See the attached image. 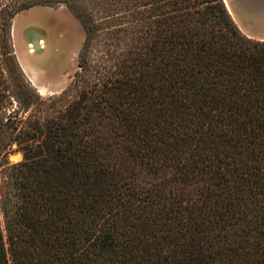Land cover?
<instances>
[{
  "label": "trees",
  "instance_id": "trees-1",
  "mask_svg": "<svg viewBox=\"0 0 264 264\" xmlns=\"http://www.w3.org/2000/svg\"><path fill=\"white\" fill-rule=\"evenodd\" d=\"M58 1L85 30L83 85L10 126L12 18ZM110 21L115 45L86 74ZM0 264H264V39L223 0H0Z\"/></svg>",
  "mask_w": 264,
  "mask_h": 264
},
{
  "label": "rangeland",
  "instance_id": "rangeland-1",
  "mask_svg": "<svg viewBox=\"0 0 264 264\" xmlns=\"http://www.w3.org/2000/svg\"><path fill=\"white\" fill-rule=\"evenodd\" d=\"M37 21L42 24L48 22L49 25L47 26V37L44 39L45 49L41 54L35 55L30 51L22 29L29 23L39 24ZM115 25H112L110 21L109 31L105 30L98 36L94 35L86 49V74L91 71L95 73L97 70V63L105 55L106 42L112 40L115 45L114 36L111 35V27ZM84 37L85 30L80 19L64 1L53 4H35L14 14L10 32L14 56L13 58L4 56L1 60L6 89L2 106L5 115L3 122L6 121L10 126H21L31 118L42 120L75 99L80 84L83 85V83L80 81L77 86H71V84L75 73L82 69L78 62V53ZM19 71L39 96L28 107L21 103L18 95ZM26 117H28L26 120L19 121L20 118ZM10 128L7 127V131ZM4 136L7 138V134ZM22 157L21 149L13 142L9 148L8 158L11 161H18Z\"/></svg>",
  "mask_w": 264,
  "mask_h": 264
},
{
  "label": "crops",
  "instance_id": "crops-1",
  "mask_svg": "<svg viewBox=\"0 0 264 264\" xmlns=\"http://www.w3.org/2000/svg\"><path fill=\"white\" fill-rule=\"evenodd\" d=\"M223 1L242 32L264 39V0Z\"/></svg>",
  "mask_w": 264,
  "mask_h": 264
},
{
  "label": "flooded vegetation",
  "instance_id": "flooded-vegetation-1",
  "mask_svg": "<svg viewBox=\"0 0 264 264\" xmlns=\"http://www.w3.org/2000/svg\"><path fill=\"white\" fill-rule=\"evenodd\" d=\"M43 20V19H42ZM44 21V20H43ZM38 22V21H37ZM39 24H35V23H29V24H27V25H25L24 27H23V29H22V34H23V37H24V39L26 38L25 37V35H24V29H26L28 26H30V25H37V26H39V27H41V28H43L44 30H46L47 31V26L49 25V23L48 22H46L45 24H42L41 22H38ZM40 24H42V25H40ZM45 26V27H44ZM37 32H39V31H37ZM37 32H33L32 33V35H31V37H33V38H38L39 40H37L36 41V43H38L39 44V46L41 47V49L39 50V51H35V50H33V48H32V44L31 45H29L28 43H27V41H26V39H25V41H26V43L28 44V46H29V48L31 49L30 51L33 53V54H35V55H37V54H41L44 50L43 49H45V45H44V38H46V33L45 32H43V31H40V34H42L41 36H39V35H37L38 33ZM43 36H44V38H43ZM43 47V48H42Z\"/></svg>",
  "mask_w": 264,
  "mask_h": 264
},
{
  "label": "bare ground",
  "instance_id": "bare-ground-1",
  "mask_svg": "<svg viewBox=\"0 0 264 264\" xmlns=\"http://www.w3.org/2000/svg\"><path fill=\"white\" fill-rule=\"evenodd\" d=\"M37 31H39V32H37ZM40 31H43V32H45L46 33V37H47V31L46 30H44L43 28H41V27H39V26H37V25H30V26H28L26 29H24V35H25V39H26V41H27V43L29 44V45H31L30 43L32 42V41H37V40H39L38 38H33V37H31V35H32V33L33 32H37L38 34L37 35H39V36H41L42 34H40ZM43 38H44V36H43ZM45 39V38H44ZM30 42V43H29ZM43 48V47H42ZM44 50V49H43Z\"/></svg>",
  "mask_w": 264,
  "mask_h": 264
},
{
  "label": "water",
  "instance_id": "water-1",
  "mask_svg": "<svg viewBox=\"0 0 264 264\" xmlns=\"http://www.w3.org/2000/svg\"><path fill=\"white\" fill-rule=\"evenodd\" d=\"M31 44H32L33 50L39 51L41 49V47L39 46V44L36 43L35 41H32Z\"/></svg>",
  "mask_w": 264,
  "mask_h": 264
}]
</instances>
